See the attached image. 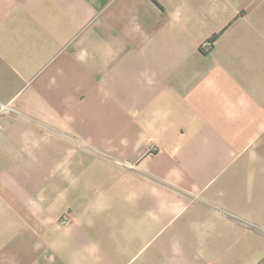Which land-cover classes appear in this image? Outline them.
Wrapping results in <instances>:
<instances>
[{
    "label": "crops",
    "instance_id": "1",
    "mask_svg": "<svg viewBox=\"0 0 264 264\" xmlns=\"http://www.w3.org/2000/svg\"><path fill=\"white\" fill-rule=\"evenodd\" d=\"M0 264H264V0H0Z\"/></svg>",
    "mask_w": 264,
    "mask_h": 264
},
{
    "label": "rangeland",
    "instance_id": "2",
    "mask_svg": "<svg viewBox=\"0 0 264 264\" xmlns=\"http://www.w3.org/2000/svg\"><path fill=\"white\" fill-rule=\"evenodd\" d=\"M208 44H209V45L211 44V42H209V40H208V41H205L202 45H203V46H206V45H208Z\"/></svg>",
    "mask_w": 264,
    "mask_h": 264
},
{
    "label": "built area",
    "instance_id": "3",
    "mask_svg": "<svg viewBox=\"0 0 264 264\" xmlns=\"http://www.w3.org/2000/svg\"><path fill=\"white\" fill-rule=\"evenodd\" d=\"M63 221H64V222H65V221H68V217H66Z\"/></svg>",
    "mask_w": 264,
    "mask_h": 264
},
{
    "label": "trees",
    "instance_id": "4",
    "mask_svg": "<svg viewBox=\"0 0 264 264\" xmlns=\"http://www.w3.org/2000/svg\"><path fill=\"white\" fill-rule=\"evenodd\" d=\"M209 42H211V40H209Z\"/></svg>",
    "mask_w": 264,
    "mask_h": 264
}]
</instances>
